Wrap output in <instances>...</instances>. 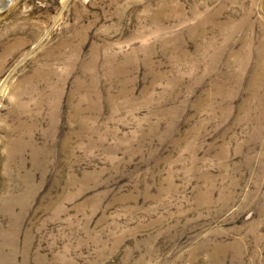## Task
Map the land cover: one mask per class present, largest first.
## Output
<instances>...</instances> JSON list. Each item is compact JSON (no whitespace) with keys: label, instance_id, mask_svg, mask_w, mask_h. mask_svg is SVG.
<instances>
[{"label":"rangeland","instance_id":"obj_1","mask_svg":"<svg viewBox=\"0 0 264 264\" xmlns=\"http://www.w3.org/2000/svg\"><path fill=\"white\" fill-rule=\"evenodd\" d=\"M0 264H264V0L1 9Z\"/></svg>","mask_w":264,"mask_h":264},{"label":"water","instance_id":"obj_2","mask_svg":"<svg viewBox=\"0 0 264 264\" xmlns=\"http://www.w3.org/2000/svg\"><path fill=\"white\" fill-rule=\"evenodd\" d=\"M11 0H0V10L7 7L10 4Z\"/></svg>","mask_w":264,"mask_h":264},{"label":"bare ground","instance_id":"obj_3","mask_svg":"<svg viewBox=\"0 0 264 264\" xmlns=\"http://www.w3.org/2000/svg\"><path fill=\"white\" fill-rule=\"evenodd\" d=\"M16 144H17V142H16ZM14 148H15L14 146H10V148H9V149H10V150H11V152H12V151H14ZM11 152H10V153H11Z\"/></svg>","mask_w":264,"mask_h":264}]
</instances>
